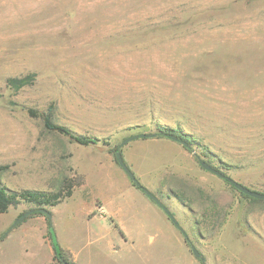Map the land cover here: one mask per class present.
Here are the masks:
<instances>
[{
    "label": "rangeland",
    "instance_id": "obj_1",
    "mask_svg": "<svg viewBox=\"0 0 264 264\" xmlns=\"http://www.w3.org/2000/svg\"><path fill=\"white\" fill-rule=\"evenodd\" d=\"M28 74L30 85L9 86ZM47 114L100 142L83 145L46 129ZM162 125L189 135L192 148L165 136L120 146ZM116 147L190 242L175 224L171 237V222L157 211L167 213L133 185ZM199 157L264 192V0H0V164L9 166L2 180L54 190L64 176L85 175L71 197L48 207L79 264H264V200ZM122 201L143 202L127 216L132 227L147 203L145 244L120 258L96 244L84 250L96 231L89 211L103 204L116 216L113 205ZM35 207L22 202L0 214V227H16L0 241V264H31L36 252L38 263L44 259L46 216L14 225Z\"/></svg>",
    "mask_w": 264,
    "mask_h": 264
},
{
    "label": "trees",
    "instance_id": "obj_2",
    "mask_svg": "<svg viewBox=\"0 0 264 264\" xmlns=\"http://www.w3.org/2000/svg\"><path fill=\"white\" fill-rule=\"evenodd\" d=\"M34 77L35 75L33 74H28L22 77H11L8 79V84L13 89L18 90L23 88L24 86L30 85L34 81ZM50 108L52 109L53 106H51ZM26 110L29 112L31 116L40 115V113L33 108H27ZM43 118L46 129L60 133L79 144L91 145V144H98L100 142V139L97 137L78 133L67 125L55 122L52 119L51 114L44 115ZM137 135L138 138L141 136L170 137L174 140L181 142L187 149L192 148V139L190 138L189 135L183 133L178 134L176 130L168 126L162 125L158 131L151 134H147V135L137 134ZM183 142H185L186 144H184ZM118 148L119 147H116L114 151H115V157L119 162V157L121 156V152L119 151L120 149ZM8 168H9L8 165L0 164V214L8 212V210L12 206H17L22 202L34 204L36 207L35 209L30 210L31 211L30 214L31 215L42 214L45 215L48 220L49 236L52 239V246L55 252L54 260H57L60 264H76V262L71 258L72 257L71 254L65 249H63L57 240L54 228L52 226V220H51L52 213L48 209V207L57 206L65 199L71 197L77 187L82 186L86 183L85 175L76 174V177L64 176L62 179H60L58 188L54 190L32 189V188L13 189V188H9L2 180V175L4 174V172L8 170ZM132 181L134 186L143 190L142 184H139L133 179ZM8 233L9 230L5 231V233L0 236V239L6 237Z\"/></svg>",
    "mask_w": 264,
    "mask_h": 264
},
{
    "label": "crops",
    "instance_id": "obj_3",
    "mask_svg": "<svg viewBox=\"0 0 264 264\" xmlns=\"http://www.w3.org/2000/svg\"><path fill=\"white\" fill-rule=\"evenodd\" d=\"M133 204L143 205V202H125V201L119 203L116 202L115 205H113V208H116L115 211L119 209V212L116 214V216L114 213L108 212L106 206H104L103 204H101L100 206L96 204L91 209V211H89V212H94L93 218L90 219L89 221H93L94 226L96 227V231L90 234L89 239L87 238L86 242L84 243V250H87L88 248L91 250L93 245L96 244L104 250H110L112 252V255L116 256L117 258L127 255L132 249L139 250L143 246V244H145L144 241L148 236L149 208L147 203H145L144 208L141 207L140 209H137V211H134L132 215V220L136 221L137 224L135 225V227H132L127 222V216L131 214L132 212L131 208L133 207ZM153 204L156 206L155 203ZM157 212L159 213V216L166 218L165 220L171 222L173 229L169 226L168 231L169 233H171L170 234L171 237H174L175 232L173 233V230H175L174 228L176 227L174 223L170 221L168 216L164 212H162L160 208ZM51 213H52V226L54 227L55 234L60 246L66 251L70 252L74 257V261L76 262V264H79L78 261L79 255L78 252L75 251L73 244L69 242L60 243L56 233L55 225L53 223V217L56 214H54V210H52ZM111 216H113L115 220H113ZM46 219L47 218L44 219L46 223V227H45V232L43 234V238L47 239L45 241L48 243V252L46 253V255H44V259L42 258L43 256L40 255L42 259L40 260L39 263L35 260L37 257V252L36 254H33L32 258L33 257L35 258H33V262L31 264L54 263L55 252L52 246V239L49 236L48 220ZM15 228L16 227H14L13 229ZM5 229L6 228L4 225L0 227V236L5 233L6 231ZM12 230L8 233L6 237L0 239V241H4L6 238H8ZM178 240H180L179 234H178ZM29 242L31 244V245L29 244L30 247L32 248L34 247L35 249L38 248L36 243H34L33 241H29ZM132 245H136V247H132ZM92 262L93 261H90V264H95Z\"/></svg>",
    "mask_w": 264,
    "mask_h": 264
},
{
    "label": "water",
    "instance_id": "obj_4",
    "mask_svg": "<svg viewBox=\"0 0 264 264\" xmlns=\"http://www.w3.org/2000/svg\"><path fill=\"white\" fill-rule=\"evenodd\" d=\"M138 138V135L135 136H130L128 138H126L122 143L121 146L127 144L128 142H130L131 140H134ZM184 144H186L185 142H183ZM200 163L201 165L210 171H213L215 174L219 175L220 177H222L223 179L227 180L231 185H233L235 188H237L238 190L242 191L243 193L257 198V199H262L264 200V192H260L254 189H251L250 187L242 184L241 182L235 180L234 178L224 174L223 172H221L220 170H217L216 168L212 167L208 162H206L204 159H202L201 157H199ZM119 163L121 164V166L123 167V169L128 173V175L130 176L131 179H133L134 181L138 182L139 184H141L139 182V180L137 179V177L135 176V174L133 173V171L130 169V167L126 164V162L124 161V158L122 156L119 157ZM143 191L150 196L159 206L162 207V209L167 213V215L169 217H171L173 223L179 227V229L186 235V231L184 230V228L180 225L179 221L172 215V212L164 205V203L155 195L153 194L148 188H146L145 186H143ZM31 211H27L26 213H24L21 217H19L17 219V221L14 223V225L18 224L19 222H21L23 219H25ZM191 249L194 253L195 256L201 258L202 261H205V257L201 256L200 251L196 248V246L194 244H192Z\"/></svg>",
    "mask_w": 264,
    "mask_h": 264
},
{
    "label": "flooded vegetation",
    "instance_id": "obj_5",
    "mask_svg": "<svg viewBox=\"0 0 264 264\" xmlns=\"http://www.w3.org/2000/svg\"><path fill=\"white\" fill-rule=\"evenodd\" d=\"M227 181V180H226ZM173 215V214H172ZM174 216V215H173ZM169 217V216H168ZM170 218V217H169ZM171 219V218H170ZM172 220V219H171ZM178 227V226H177ZM182 232V231H181ZM182 234L184 235V237H185V240H186V242L188 241V242H190V239H189V236H188V234L186 233V235L182 232ZM191 246H192V244H191ZM202 256V255H201ZM201 259V258H200ZM202 261V260H201ZM202 262H204V261H202Z\"/></svg>",
    "mask_w": 264,
    "mask_h": 264
}]
</instances>
